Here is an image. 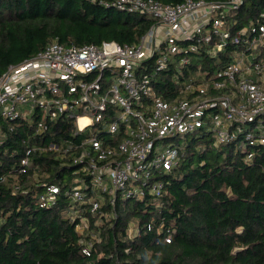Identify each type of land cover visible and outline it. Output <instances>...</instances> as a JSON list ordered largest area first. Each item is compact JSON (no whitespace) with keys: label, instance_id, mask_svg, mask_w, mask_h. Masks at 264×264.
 Instances as JSON below:
<instances>
[{"label":"built area","instance_id":"2783aa9c","mask_svg":"<svg viewBox=\"0 0 264 264\" xmlns=\"http://www.w3.org/2000/svg\"><path fill=\"white\" fill-rule=\"evenodd\" d=\"M92 1L147 15L153 24L134 44L56 41L8 67L0 76V114L10 120L40 114L36 133L70 121L72 135H83L80 142L61 138L29 148L23 166L36 150L70 155L79 175L67 194L96 213L102 196L112 204L117 196L160 198L165 181L158 177L179 163L192 134L212 135L216 146L239 140L249 162V146L264 147V11L238 26L231 13L244 0ZM163 72L176 87L167 91L171 99L158 91ZM59 193L57 184L45 183L41 205L52 207ZM79 215L76 209L77 228L87 231ZM91 248L90 241L84 251Z\"/></svg>","mask_w":264,"mask_h":264},{"label":"trees","instance_id":"16d2710c","mask_svg":"<svg viewBox=\"0 0 264 264\" xmlns=\"http://www.w3.org/2000/svg\"><path fill=\"white\" fill-rule=\"evenodd\" d=\"M99 2L0 0V76L50 43L134 44L153 24L147 15ZM262 11L264 0H244L231 18L243 26ZM170 72L160 75L166 84H158L168 99L174 92L167 91L176 88ZM40 117L0 114V264H264V147L249 146V162L239 140L216 146L212 135L192 134L179 163L158 177L165 181L160 198L117 196L112 204L102 196L100 210L92 213L89 204L78 205L67 194L79 175L70 155L36 150L29 166L22 165L33 146L83 138L63 120L36 133ZM45 183L60 187L52 207L40 203ZM76 209L87 218V231L78 230Z\"/></svg>","mask_w":264,"mask_h":264},{"label":"rangeland","instance_id":"374dc122","mask_svg":"<svg viewBox=\"0 0 264 264\" xmlns=\"http://www.w3.org/2000/svg\"><path fill=\"white\" fill-rule=\"evenodd\" d=\"M179 142L183 144V140H179Z\"/></svg>","mask_w":264,"mask_h":264},{"label":"water","instance_id":"95a60500","mask_svg":"<svg viewBox=\"0 0 264 264\" xmlns=\"http://www.w3.org/2000/svg\"><path fill=\"white\" fill-rule=\"evenodd\" d=\"M240 249H237L236 251H239Z\"/></svg>","mask_w":264,"mask_h":264}]
</instances>
